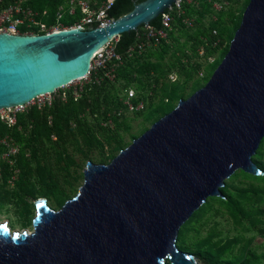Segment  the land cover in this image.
<instances>
[{"label": "water", "instance_id": "water-1", "mask_svg": "<svg viewBox=\"0 0 264 264\" xmlns=\"http://www.w3.org/2000/svg\"><path fill=\"white\" fill-rule=\"evenodd\" d=\"M177 0H145L104 27L40 36L0 34V111L84 79L94 55L157 20ZM264 140V0H250L205 86L108 165L88 162L60 210L37 202L33 232L0 224V264H198L181 228L238 171L259 177Z\"/></svg>", "mask_w": 264, "mask_h": 264}, {"label": "trees", "instance_id": "trees-1", "mask_svg": "<svg viewBox=\"0 0 264 264\" xmlns=\"http://www.w3.org/2000/svg\"><path fill=\"white\" fill-rule=\"evenodd\" d=\"M65 1L66 0H32L31 6L36 11H48L50 15H53L56 9L65 3ZM144 1L145 0H115L109 11V15L113 19H118L130 13L134 9L136 3L139 4ZM249 2L250 0H245L243 2L241 7L242 13L246 10ZM242 15L240 19H238L232 12L230 14H221L218 17V22L214 24L213 27L217 28L220 34L230 43L240 26ZM66 24L70 25L71 23L68 21ZM160 24L161 17L151 23V25L156 28H159ZM143 27L144 26L140 27L139 30H142ZM181 34L182 38H185V42H181L174 33H172V44L162 43L158 48L149 49L142 57L135 59H129L126 53L132 45L141 41L138 39V32L123 34L119 37V41L116 44V52L125 59V63L118 71L115 82L105 79L101 83L95 82L87 85L82 98L77 102L69 95L66 100L67 102H63L60 98H56L50 107H34L27 112V114H20L17 125L13 128H8L0 124V139L8 135L12 136L16 142L23 147L22 154L17 159V165L22 169L23 173L18 183V191L39 194L54 200L58 199L60 193L58 177L55 175L53 165L40 162L36 169H31L30 163L25 158L24 153L25 149L31 147L33 143L37 146H41L45 156L47 152L45 148L46 142L54 144L51 140L52 135H56L58 138L54 145L67 146L69 142H72L74 136V129L72 127L73 120L78 122L81 130L84 129L86 132L90 133V136L93 138L88 139H91V142L92 139H94L96 142L100 141L103 143L104 141V143L112 144L113 141L119 138L122 131L130 132L132 130L130 122H124V120L127 119L123 121H119L118 119L115 120L117 125L114 130L101 127V122L108 112L121 108L120 99L126 87L133 86L141 92L142 95H146L149 91L152 92V96L147 97L149 99L147 109L136 115L137 117H143L145 122L152 118H154V121H158L170 113L175 108L174 102L185 98L184 91L190 82H192V92L205 86V84L200 83L199 80H195L200 66L192 63L185 65L182 60L188 57L185 50L191 48L189 45L190 42H194L192 50L196 49L201 44L200 36L203 34L205 35L206 32H203L201 29L193 33L183 30ZM228 49L229 46L219 49L218 51L207 48V56L214 53L218 56L222 54V58L218 57L214 64L207 67V69H211V76L222 62ZM174 71L179 74V80L172 83L168 80V76ZM95 78L94 76V79ZM166 99H168L167 103L165 102ZM88 107L93 114H97L94 123L88 120L86 121L85 118L82 117V113L85 112ZM47 110L50 112V116H52V125H49V115L45 113ZM79 116L81 118L77 119ZM32 124L34 125L33 133L30 139H26L24 130L26 132ZM93 145L94 144H91L92 148L95 147ZM2 151H4V149L0 146V153ZM48 156L50 158V155ZM253 160L264 172V140ZM30 171L29 177L26 178V173ZM5 172L7 175L8 170ZM240 172L245 177L251 176L258 182H264V175L255 177L242 171ZM236 176L237 173L233 175L231 179ZM228 188L226 182L225 187L221 189L224 197L218 198L219 201L229 209H235L240 214L243 213L244 208L241 207L240 203L235 202L232 197H228L226 194ZM233 188L244 195L250 193L247 189H241L235 186H233ZM203 209L204 205L196 211L194 215H197ZM190 254L194 255L202 264H249V262L244 259L242 261L229 260L223 252L213 255L209 252Z\"/></svg>", "mask_w": 264, "mask_h": 264}, {"label": "rangeland", "instance_id": "rangeland-1", "mask_svg": "<svg viewBox=\"0 0 264 264\" xmlns=\"http://www.w3.org/2000/svg\"><path fill=\"white\" fill-rule=\"evenodd\" d=\"M241 7V4L238 5V13L234 14L238 19L243 14ZM218 57L222 58V54L221 56L216 55V58ZM210 77L211 69H207L205 78H195V80L206 84ZM195 92H192V82H190L184 91L185 98L181 100L188 99ZM62 101L67 102L66 100ZM178 103L179 101L174 102L175 107ZM37 105H39L38 102L31 103L25 107V113H21V115L27 114L34 107H38ZM50 106L52 105H47V107ZM45 113L49 115L50 121L52 119L50 112L47 110ZM127 116L122 121L127 119L124 122H130L132 130L130 132L122 131L119 138L112 144L104 143V141L103 143L96 142L94 139H92V143L91 139H88L93 138L90 133L84 129L81 130L78 122L73 120L74 136L72 142H69L67 146H56L55 142L54 144L46 142L45 156L41 146L33 143L31 147L25 149L24 155L30 163L31 169H36L40 162L53 165L55 175L58 177L60 193L57 200L52 199V209L60 210L67 201L77 196L79 189L84 184V171L88 162L96 165H108L122 150L128 148L135 139L157 122L154 121V118L144 122L143 117ZM82 117L86 121L94 123L97 114H93L88 107L82 113ZM79 118L81 117L79 116L77 119ZM0 124L5 125L1 120ZM33 130V124L26 132L24 130L26 139L31 138ZM91 144H94L95 147L92 148ZM0 146L4 149L0 153V224H6L8 223L7 218L10 216L9 211H14L13 201L15 202L19 198L18 183L23 173L17 165V159L22 154L23 147L18 145L15 139L7 136L0 139ZM7 170L6 175L5 171ZM30 173L31 171L26 173V178ZM227 185L229 188L226 194L228 197H232L235 202L240 203L244 208L243 213L240 214L235 209H229L218 198H210L204 204V209L191 217L182 227L177 238V247L187 253L209 252L213 255L223 252L229 260L242 261L244 259L249 264H264V182H258L251 176L245 177L238 171L235 178H230L227 181ZM233 186L247 189L250 193L241 194ZM10 228L12 234L32 233L34 230L32 226L23 229L18 225L14 227L10 225ZM196 261L198 264H202L201 261L197 259Z\"/></svg>", "mask_w": 264, "mask_h": 264}, {"label": "built area", "instance_id": "built-area-1", "mask_svg": "<svg viewBox=\"0 0 264 264\" xmlns=\"http://www.w3.org/2000/svg\"><path fill=\"white\" fill-rule=\"evenodd\" d=\"M244 1L177 0L160 16L159 28L149 25L137 31L138 39L141 41L128 49L127 57L129 59L139 58L149 49H156L162 43L172 44V33L181 42H185V38L181 37L183 30L193 33L201 29L206 32L205 35L200 36L201 44L192 50L194 42L188 43L191 48L185 50L188 57L184 58L182 62L185 65L189 63L199 65L196 78L203 79L206 77L207 67L214 64L217 59L216 53L206 55L207 48L218 51L230 46L228 40L220 34L217 28L213 27L214 24L218 22V17L221 14L238 13V5H242ZM114 2L115 0H66L53 15H50L48 11L34 10L31 6L32 0H0V34L40 36L73 28L86 31L95 27H104L114 20L109 15ZM68 21H70V25L66 24ZM118 41L119 38L114 39L94 55L91 69L84 79L59 89L54 94L41 96L31 103L38 102L37 106L42 108L52 105L56 98L67 100L69 95L77 102L82 98L87 85L95 82L101 83L105 79L115 82L118 71L125 63V59L116 52ZM168 80L172 83L177 82L179 74L176 71L170 73ZM151 96V91L142 95L135 87H126L120 99L121 108L108 112L101 122V127L114 130L117 125L115 120L121 121L128 117L127 115L136 116L144 112L148 106L149 99L147 97ZM165 102L167 103L168 99ZM31 103L1 110L0 120L8 127H14L17 124L18 116L24 113L25 107Z\"/></svg>", "mask_w": 264, "mask_h": 264}, {"label": "flooded vegetation", "instance_id": "flooded-vegetation-1", "mask_svg": "<svg viewBox=\"0 0 264 264\" xmlns=\"http://www.w3.org/2000/svg\"><path fill=\"white\" fill-rule=\"evenodd\" d=\"M49 125H52V119L49 121ZM8 128H13V127H8ZM7 137H11L12 139H14L12 136H9V135ZM51 140L54 143L58 140V138L56 135H52ZM19 155H20V152H19ZM18 192L17 193L19 194L18 195L19 198L17 197L18 199L15 200V202L13 201V204H12V206L14 207L13 208L14 211H9L10 216L7 218L8 223L5 224L7 228L10 230V232H11L10 225L13 227L18 225L23 229H26L27 227H30V226L33 227L34 219L36 218L37 212H38V208L36 205L37 202L46 200L47 205L50 208H52L51 207L52 199L50 198L43 197L39 194H32L30 192H22V191L21 192L18 191Z\"/></svg>", "mask_w": 264, "mask_h": 264}]
</instances>
